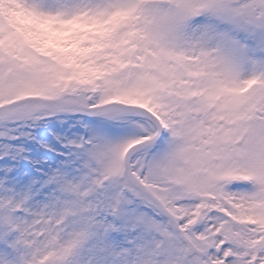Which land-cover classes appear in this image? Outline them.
<instances>
[{
    "label": "snow or ice",
    "instance_id": "snow-or-ice-1",
    "mask_svg": "<svg viewBox=\"0 0 264 264\" xmlns=\"http://www.w3.org/2000/svg\"><path fill=\"white\" fill-rule=\"evenodd\" d=\"M0 264H264V0H0Z\"/></svg>",
    "mask_w": 264,
    "mask_h": 264
}]
</instances>
